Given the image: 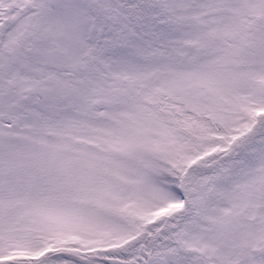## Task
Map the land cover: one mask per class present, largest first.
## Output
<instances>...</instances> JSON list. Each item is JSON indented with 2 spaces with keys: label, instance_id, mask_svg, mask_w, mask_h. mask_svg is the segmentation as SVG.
Wrapping results in <instances>:
<instances>
[{
  "label": "snow or ice",
  "instance_id": "obj_1",
  "mask_svg": "<svg viewBox=\"0 0 264 264\" xmlns=\"http://www.w3.org/2000/svg\"><path fill=\"white\" fill-rule=\"evenodd\" d=\"M0 264H264V0H0Z\"/></svg>",
  "mask_w": 264,
  "mask_h": 264
}]
</instances>
